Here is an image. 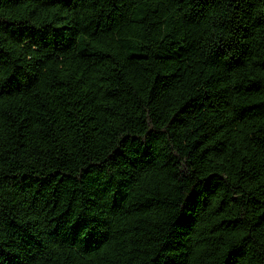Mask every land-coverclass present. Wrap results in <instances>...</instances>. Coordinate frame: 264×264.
Returning <instances> with one entry per match:
<instances>
[{
  "label": "trees",
  "instance_id": "trees-1",
  "mask_svg": "<svg viewBox=\"0 0 264 264\" xmlns=\"http://www.w3.org/2000/svg\"><path fill=\"white\" fill-rule=\"evenodd\" d=\"M0 264H264V0H0Z\"/></svg>",
  "mask_w": 264,
  "mask_h": 264
}]
</instances>
